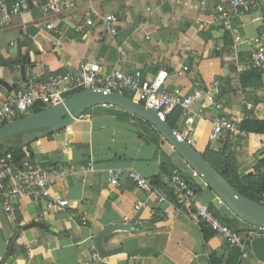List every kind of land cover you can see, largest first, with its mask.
<instances>
[{"label":"crops","instance_id":"0c3cea01","mask_svg":"<svg viewBox=\"0 0 264 264\" xmlns=\"http://www.w3.org/2000/svg\"><path fill=\"white\" fill-rule=\"evenodd\" d=\"M228 1L75 0L73 8L61 5L44 13L41 7L49 0H30L28 11L0 29V107L54 74L75 73L82 64L96 62L103 75L141 70L146 79L154 80L166 71L165 90L184 97L205 93L219 83L218 99L226 116L264 121V73L248 69L257 50L254 40L264 38V22L256 21L258 16L264 19V0L251 14L232 20L233 31L207 24L215 7ZM91 9L115 16L117 34L110 35L98 22L88 26L86 13ZM44 24H50L59 39L44 31L35 37L27 34L28 28ZM19 42L29 45L22 49L31 61L25 74L14 52ZM185 67L188 71L177 75ZM247 104L254 109L248 111ZM202 106L206 115L196 120L193 147L210 160L228 147L235 153L239 174L253 173L264 155V136L211 143V123L218 113L206 102ZM181 117L174 131L180 130ZM149 124L119 108L97 106L59 133L50 135V129H42L17 135L20 145L38 138L30 146V162L68 167L76 174L56 177L51 188L53 199L68 201L62 210L50 211L45 200L22 198L7 212L0 195V264H211L213 257L226 262L232 248L212 229L215 234H205L194 220L199 206L214 207L223 217L236 220L245 237L257 229L245 226L162 136L157 148L146 133L155 129ZM91 161L94 170L83 173L81 167ZM163 166L167 171L177 169L171 176ZM110 170L134 171L152 183L158 179L162 186H154L167 200L160 203L126 175L120 188H113ZM179 171L199 188L195 200L180 204L173 196L171 178ZM138 205L142 206L137 210ZM110 228L115 231L103 240L105 251L123 252L104 258L97 240ZM95 254L100 259L95 260ZM240 264L264 263L256 259L250 244Z\"/></svg>","mask_w":264,"mask_h":264},{"label":"built area","instance_id":"2783aa9c","mask_svg":"<svg viewBox=\"0 0 264 264\" xmlns=\"http://www.w3.org/2000/svg\"><path fill=\"white\" fill-rule=\"evenodd\" d=\"M75 0H49L41 7L44 13H50L61 5L73 8ZM259 4V0H229L227 3L218 4L207 24L221 28L225 31H233L231 21L241 18L253 12ZM30 0H16L13 4H8L7 0H0V29L7 27L14 17L30 9ZM257 22H264L262 16L256 18ZM96 22L106 27L110 35L117 34L116 24L118 20L113 15H100L94 10L86 13V24L94 26ZM257 50L253 53L248 69L258 70L264 73V38L257 37L254 40ZM237 46L232 48L235 52ZM121 54H124L121 51ZM237 59V58H236ZM188 68H183L177 75L187 72ZM169 75L166 71L159 72L154 80H148L143 71L139 70L133 74L125 75L119 71H113L108 75L101 73L98 63H84L77 72H63L54 74L46 82L33 84L30 87L19 91L15 96L8 98L5 104L0 107V127L13 123L24 117L33 115L35 109L47 110L59 104H63L71 96L83 92L93 91L105 94H119L128 96L133 101L146 106L149 109L159 112L160 117L165 120L174 110L183 111L181 126L179 131H174L177 139L181 142L192 145L196 132V120L202 119L206 115V110L202 102L210 105L218 115L213 118L209 141L211 143H226L228 141H244L249 138V133L241 128L243 122L248 121L250 116L246 115L240 119L229 118L224 114V103L218 99L220 95L219 83H214L205 92H196L191 96H179L165 90L164 85ZM197 109L193 110V106ZM247 110L252 111L253 105L247 104ZM94 170L91 161L88 165L81 167L83 173ZM76 171L68 167L42 165L30 161H25L22 165H17L12 155H8L0 162V195L3 197L5 211H13V202L22 198L34 200H45L50 211L62 210L68 206V201L55 200L51 196V188L55 178H64L68 175H75ZM127 176L136 187L148 195H156L160 203L167 199L150 180L141 174L130 171L124 173L122 170H110L109 182L113 188H120L122 179ZM174 187V196L181 204L187 200H195L198 196L196 189L175 175L171 178ZM138 205L136 209H140ZM152 214H155L153 212ZM194 220L203 222L212 229L218 236H221L232 249H237L245 253L254 238L263 237L264 229L257 231L248 237L233 232L224 225L213 213L209 206H199ZM94 259H100L98 254Z\"/></svg>","mask_w":264,"mask_h":264},{"label":"water","instance_id":"95a60500","mask_svg":"<svg viewBox=\"0 0 264 264\" xmlns=\"http://www.w3.org/2000/svg\"><path fill=\"white\" fill-rule=\"evenodd\" d=\"M49 27L50 24L39 25L38 27L32 26L27 29V34L35 37L40 31H44L52 38L59 39L56 31L49 29ZM23 48H29V45L19 42L14 52L18 57L17 63L21 65L25 74V67L31 61L29 55H23ZM97 106L116 107L150 123L239 220L250 227L264 229L263 205L243 196L192 145L179 141L174 130L168 125L166 120L160 117L159 112L149 109L127 96L93 91L77 93L63 104L0 127V141L42 129H50L54 133H59L69 128L88 110ZM114 231L115 229L113 228L106 229L98 237L97 248L104 258L123 252V249L105 251L103 247L105 237ZM251 249L256 259L264 263V238H254L251 241Z\"/></svg>","mask_w":264,"mask_h":264},{"label":"trees","instance_id":"16d2710c","mask_svg":"<svg viewBox=\"0 0 264 264\" xmlns=\"http://www.w3.org/2000/svg\"><path fill=\"white\" fill-rule=\"evenodd\" d=\"M256 72V71H254ZM128 97V96H127ZM44 111L42 108L36 109L35 113H40ZM183 111L181 109L174 110L170 115L166 117V122L168 125L175 130L178 124V120L181 117ZM150 125V124H149ZM241 128L246 130L251 135H260L264 136V121L256 120V119H249L242 123ZM48 134L52 135V131L48 130ZM148 137L150 138L151 142L157 147L160 148L161 145V135L155 130L151 129L147 132ZM19 136L11 137L0 141V162L5 159L8 155H12L14 161L17 165H22L25 161H30L32 157L30 146L31 144L36 141L38 138L32 139L26 144L20 145L19 143ZM228 147L223 150V153L213 157V160H210L208 156H204L205 159L219 172L221 175L228 181L230 184L239 191L243 196L247 197L248 199L261 204L264 206V155H262L258 159V163L256 164L253 173L241 176L237 169V161L235 157V153H231ZM166 160L169 161L168 157ZM177 169L175 166L172 167L171 171H167L166 168L163 166V170L165 174L173 175V171ZM181 175L182 179H184L190 187L196 189L199 195V188L196 186L195 181L188 176L184 175L179 171L178 173ZM153 185L155 186H162V184L158 181V179L153 181ZM174 196V193H173ZM175 197V196H174ZM212 212H215V215L220 219V221L229 227L233 232L239 233L243 235L245 233V229L238 223L236 220H231L226 217L220 215L214 207H209ZM201 228L204 230L205 234H215L207 225L206 223L199 222ZM245 225V224H243ZM248 226V225H245ZM207 235H205L206 237ZM241 251L237 249H232V252L226 262L223 260H218L217 258L213 257L211 259V264H240L241 258L243 257Z\"/></svg>","mask_w":264,"mask_h":264}]
</instances>
